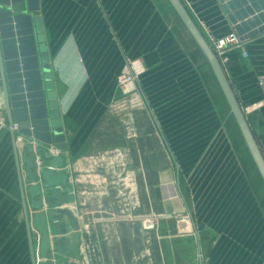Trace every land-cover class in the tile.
<instances>
[{
	"label": "crops",
	"instance_id": "0c3cea01",
	"mask_svg": "<svg viewBox=\"0 0 264 264\" xmlns=\"http://www.w3.org/2000/svg\"><path fill=\"white\" fill-rule=\"evenodd\" d=\"M189 2L215 35L235 30L219 0ZM39 16L66 137L63 165L50 168L73 195L60 207L78 220L76 263L264 264L263 183L235 147L223 93L169 0H39ZM246 51L231 50L225 71L264 154V31ZM126 58L141 68L127 93L116 83ZM0 113L8 125L1 91ZM14 147L0 128V264H31ZM25 201L33 218L27 190ZM54 232L43 257L32 225L37 264L73 260Z\"/></svg>",
	"mask_w": 264,
	"mask_h": 264
},
{
	"label": "water",
	"instance_id": "95a60500",
	"mask_svg": "<svg viewBox=\"0 0 264 264\" xmlns=\"http://www.w3.org/2000/svg\"><path fill=\"white\" fill-rule=\"evenodd\" d=\"M219 1L241 38L248 39L264 31V0ZM169 2L206 57L227 101L229 113L233 114L264 183L263 152L225 70L183 2L181 0H169ZM52 78L45 35L39 16V0H0V87L7 121L8 124L18 121L20 131L35 138L38 144L37 150L42 153L43 157L51 158L48 163L49 168H41L39 171L32 170L33 158L31 156L23 158L26 163V182L30 183L25 189L17 148L14 147L31 264H37L31 234L33 224L42 236L41 254L43 257L46 256L51 242L49 231L56 227L57 232L53 243L61 249L68 250L73 256V260L66 264H77L80 258L78 220L71 211L60 207L63 202L73 201V195L70 194V188L66 185L65 174L63 172L54 173L50 168L61 167L63 158L50 152L49 147H66L59 100ZM9 130L14 141L15 131L10 128ZM32 149L33 147L29 145L28 151ZM39 176L41 179L37 181ZM61 184L67 192L63 198L61 197ZM25 190L29 192L34 208L38 209L33 218L31 217L32 220L25 201ZM46 203L50 205L47 209L43 208ZM66 233H72V241L68 240Z\"/></svg>",
	"mask_w": 264,
	"mask_h": 264
},
{
	"label": "built area",
	"instance_id": "2783aa9c",
	"mask_svg": "<svg viewBox=\"0 0 264 264\" xmlns=\"http://www.w3.org/2000/svg\"><path fill=\"white\" fill-rule=\"evenodd\" d=\"M181 1L186 7L190 6L189 0H181ZM196 23L199 29L201 30V32L203 33L204 37L206 38L207 42L211 46L212 50L216 54L217 58L219 59L223 69H225V64L228 61V52L230 50L237 49L242 53L243 56L247 55V51H246L247 39L241 38L240 34L236 30H232L227 34L217 36L212 32V30L204 20L198 19ZM140 72H141V68L138 64V60L126 58L124 66L116 76V83L119 86V88L122 90V92L127 93L136 90ZM256 82L259 89L261 90V93L264 96V74H259L256 78ZM7 127L15 131L14 145L17 148V152L20 160L19 162L25 163L23 161V158L27 157V154H29V156L33 158L32 169L39 171L42 167V164L39 156L40 152L37 150L38 144L35 138L32 135H27L21 132L18 121H12L10 124L7 125V123H5L2 117V114L0 113V128H7ZM29 145L33 147V149L30 152L28 151ZM59 149L60 148L49 147L50 152L54 154H58ZM25 167H26V163H25ZM21 175L23 180L25 179L26 181L27 174L25 168H23V173H21ZM154 224H155L154 218L143 220V225L145 228L152 227L154 226ZM39 241L41 242L40 237H39ZM35 250H39V245L35 248Z\"/></svg>",
	"mask_w": 264,
	"mask_h": 264
},
{
	"label": "trees",
	"instance_id": "16d2710c",
	"mask_svg": "<svg viewBox=\"0 0 264 264\" xmlns=\"http://www.w3.org/2000/svg\"><path fill=\"white\" fill-rule=\"evenodd\" d=\"M233 50V49H232ZM230 52H231V50L228 52V59L230 58ZM203 55V54H202ZM204 56V55H203ZM207 65H208V67H209V70H210V72L212 73V75H213V78H214V80H215V83H216V85H217V88H218V90L220 91V93H221V95H222V91H221V89H220V86H219V84H218V82H217V80H216V78H215V76H214V73L212 72V70H211V67H210V65H209V63L207 62ZM225 70V69H224ZM226 72V71H225ZM227 72H229V73H231L232 72V68L230 67V66H228V62H227ZM222 98H223V102H224V112H225V115H226V119H225V125L227 126V127H229V129H232V131H233V135H234V144H235V147H237L238 149L240 148V147H243L244 149H246V153L248 154V156H249V159L251 160V162H252V165L254 166V168H255V170H256V172H257V174H258V176H259V178H260V180L262 181V178L260 177V174H259V172H258V170H257V168H256V166H255V164H254V161H253V159H252V157H251V155H250V153H249V151H248V149H247V147H246V145H245V142H244V140H243V138H242V135H241V132H240V130H239V127H238V125H237V123H236V120H235V118H234V116H233V114H231V113H229V106H228V104H227V101H226V99H225V97H224V95H222ZM245 116H246V118H247V121H248V123H249V125H250V127H251V129H252V131H253V134H254V136H255V132H254V127H253V125H252V121H251V119H250V115H248V113L247 114H245ZM256 138V137H255ZM257 140V139H256ZM258 141V140H257ZM261 148V147H260ZM262 150V149H261ZM264 155V154H263ZM262 183H263V181H262ZM263 186H264V183H263Z\"/></svg>",
	"mask_w": 264,
	"mask_h": 264
},
{
	"label": "rangeland",
	"instance_id": "374dc122",
	"mask_svg": "<svg viewBox=\"0 0 264 264\" xmlns=\"http://www.w3.org/2000/svg\"><path fill=\"white\" fill-rule=\"evenodd\" d=\"M53 230H54V231L57 230L56 227H53ZM54 235H55V232H54ZM54 239H55V236H54ZM60 257H61V256H60ZM60 257H57V258H58V260L61 261V258H60Z\"/></svg>",
	"mask_w": 264,
	"mask_h": 264
}]
</instances>
